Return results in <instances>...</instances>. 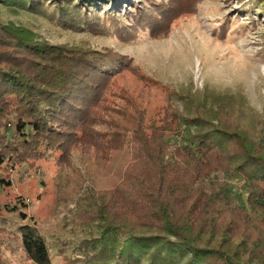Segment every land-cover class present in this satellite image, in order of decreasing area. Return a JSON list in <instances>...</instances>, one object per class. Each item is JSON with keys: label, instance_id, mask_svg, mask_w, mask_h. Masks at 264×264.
Wrapping results in <instances>:
<instances>
[{"label": "rangeland", "instance_id": "rangeland-1", "mask_svg": "<svg viewBox=\"0 0 264 264\" xmlns=\"http://www.w3.org/2000/svg\"><path fill=\"white\" fill-rule=\"evenodd\" d=\"M143 2L150 18H157L152 29L141 23L96 34L72 25L52 4L40 11L0 0L1 23L26 29L38 41L109 51L120 60L113 62L119 71L101 83L97 97L86 105L87 119L77 120L54 149L26 148L13 126L0 123V143L17 147L0 166V264H36L21 248L18 227L24 224L45 238L51 264H68L79 256L77 246L98 230L99 219L91 214L98 215L109 190L124 179L133 133L140 125L162 132L157 138L169 144L192 146L206 126L243 128L264 153V0ZM8 38L0 31V45L6 44L0 49L11 53ZM238 87L246 106L215 96H237ZM10 116L2 121H14L15 115ZM231 174L211 171L197 201L210 205L214 242L226 231L234 246L244 239L242 232H264V223L257 214L245 220L240 208L250 213L246 185L235 170Z\"/></svg>", "mask_w": 264, "mask_h": 264}, {"label": "trees", "instance_id": "trees-1", "mask_svg": "<svg viewBox=\"0 0 264 264\" xmlns=\"http://www.w3.org/2000/svg\"><path fill=\"white\" fill-rule=\"evenodd\" d=\"M7 1L40 11L45 4H52L72 25L96 34L121 32V28L141 23L152 29L157 24V18L147 14L146 0ZM0 31L8 34L11 42L7 44L13 47L11 53L0 49V105L2 98L6 99L0 106V123L13 126L17 140L26 148L50 151L55 143L57 146L69 137L77 120L87 119L86 105L97 97L101 83L119 71L114 63L120 60L109 51L38 41L30 31L12 24L0 22ZM215 96L246 106L239 87L237 96ZM10 115H15L14 121H2ZM196 117L213 123L212 119ZM235 117L240 124V114ZM136 129L124 179L109 190L111 196L98 206V215L91 214L99 219L96 236L83 240L76 248L79 256L67 263L264 264L263 231L255 236L242 232L244 239L234 246L224 231L223 237L214 242L210 205L202 199L197 201L203 179L211 171L223 169L234 175L231 172L235 170L246 185L250 213L245 206L240 208L245 220L257 214L264 223V153L251 135L243 128L206 126L196 134L198 144L192 146L169 144L157 138L162 132L147 131L142 125ZM6 142L0 143V166L8 153L17 149ZM229 146L238 148L230 151ZM18 232L22 251L29 259L36 264H51L46 240L34 226L20 225ZM122 233L124 238L119 237Z\"/></svg>", "mask_w": 264, "mask_h": 264}]
</instances>
